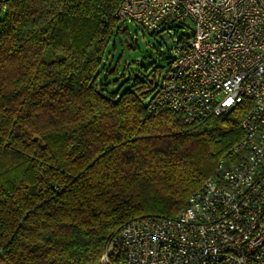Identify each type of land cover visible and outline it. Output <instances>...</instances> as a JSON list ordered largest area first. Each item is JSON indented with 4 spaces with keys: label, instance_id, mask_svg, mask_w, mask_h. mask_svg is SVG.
<instances>
[{
    "label": "trees",
    "instance_id": "1",
    "mask_svg": "<svg viewBox=\"0 0 264 264\" xmlns=\"http://www.w3.org/2000/svg\"><path fill=\"white\" fill-rule=\"evenodd\" d=\"M120 2L0 0V264H100L118 228L179 212L243 137L248 100L191 124L150 108L161 68L139 77L109 50L129 37Z\"/></svg>",
    "mask_w": 264,
    "mask_h": 264
},
{
    "label": "built area",
    "instance_id": "2",
    "mask_svg": "<svg viewBox=\"0 0 264 264\" xmlns=\"http://www.w3.org/2000/svg\"><path fill=\"white\" fill-rule=\"evenodd\" d=\"M118 14L149 30L191 21L169 64L148 77L150 108L191 124L250 105L243 137L184 207L123 224L100 264H264V0H121Z\"/></svg>",
    "mask_w": 264,
    "mask_h": 264
},
{
    "label": "rangeland",
    "instance_id": "3",
    "mask_svg": "<svg viewBox=\"0 0 264 264\" xmlns=\"http://www.w3.org/2000/svg\"><path fill=\"white\" fill-rule=\"evenodd\" d=\"M2 11L0 12V17ZM187 24L191 26V21ZM125 26L129 31V37L126 39L116 38L115 46L109 45L111 55L114 60L120 58V69L125 66L142 77L156 68H162L168 61V50L172 47L174 41L185 33H190L189 28H176L179 25L173 24L165 27L161 25L156 30H149L134 22H126ZM174 26V27H173ZM131 42L130 48L127 44Z\"/></svg>",
    "mask_w": 264,
    "mask_h": 264
}]
</instances>
